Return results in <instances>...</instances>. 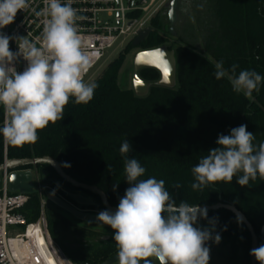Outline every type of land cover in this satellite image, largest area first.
Returning a JSON list of instances; mask_svg holds the SVG:
<instances>
[{
  "label": "trees",
  "instance_id": "16d2710c",
  "mask_svg": "<svg viewBox=\"0 0 264 264\" xmlns=\"http://www.w3.org/2000/svg\"><path fill=\"white\" fill-rule=\"evenodd\" d=\"M179 2L176 37L169 33L167 14L165 19L161 14L152 19L150 26L154 31L140 46L143 51L170 46L175 52V88L158 86L159 72L144 69L140 77L152 85L147 96L137 97L134 91L122 89L119 76L126 60L123 53L95 80L93 99L87 104H76L70 98L64 118L38 131L36 143L20 146L7 143L6 148L0 135V166L6 157L53 159L73 180L100 189L116 209L129 187L124 173L125 158L119 152L121 143L127 139L133 149L129 157H135L146 169L140 179L164 180L177 204L184 201L200 207L220 203L235 206L252 225L260 246L264 244L261 239L264 180L258 176L241 187L234 177L231 183L217 182L193 190L191 184L195 180L191 169L209 149L217 146L220 134L229 135L232 128L241 124L254 134L255 145L264 142V81L259 91L253 92L252 99H248L243 93L233 92L226 77L217 80L214 75L215 63L223 61L229 70L233 64L238 65L236 75L241 70H254L264 76V0ZM140 15L138 12L130 17ZM133 48L132 42L128 43L126 53ZM3 121L0 107V127ZM29 169L37 171L40 178L43 170L48 172L44 181L41 178L42 186L60 181L63 186L78 190L50 166ZM177 183L181 185L179 189L174 187ZM94 197L99 209L106 210L100 197L95 194ZM39 211V196L33 194L23 214L29 221H35ZM208 218L217 220L215 233L221 236L219 244L228 248V264H251L252 237L247 227L224 209L209 211ZM50 235L76 264H103L118 252L113 236L99 243L71 247L52 223Z\"/></svg>",
  "mask_w": 264,
  "mask_h": 264
},
{
  "label": "clouds",
  "instance_id": "9594fccd",
  "mask_svg": "<svg viewBox=\"0 0 264 264\" xmlns=\"http://www.w3.org/2000/svg\"><path fill=\"white\" fill-rule=\"evenodd\" d=\"M74 0H45V7L37 15L45 17L42 46L26 36L11 37L0 32V107L4 121L0 135L14 146L34 144L38 131L50 123L64 118L65 106L70 98L76 104H87L94 97L97 87L84 81L89 67V53L83 49L77 21L84 17L72 7ZM29 8L28 0H0V29L12 24L19 11ZM15 39L18 51L10 49ZM19 41V43H17ZM167 64L166 53H152ZM23 57L27 66L17 71L15 63ZM238 65L231 69L223 61L215 63V78H227L235 93H243L252 99L259 91L264 76L254 70H241ZM255 136L241 124L232 128L229 135L220 134L216 147L208 150L191 171L195 182L193 190L217 182L236 183L246 186L259 176L264 180V142L253 143ZM129 140L119 148L124 159L125 179L129 187L119 199L115 212L100 211L96 220L114 230L119 264H209V241L219 244L221 236L215 233L216 218L209 219L206 208L173 199L164 180L155 177L140 179L146 169L135 158ZM108 171H110L108 167ZM242 173V175H237ZM118 184L113 186V190ZM179 189L181 185H174ZM199 219L208 220V227L198 225ZM215 233V234H214ZM251 256L258 264H264V244L251 249Z\"/></svg>",
  "mask_w": 264,
  "mask_h": 264
},
{
  "label": "built area",
  "instance_id": "2783aa9c",
  "mask_svg": "<svg viewBox=\"0 0 264 264\" xmlns=\"http://www.w3.org/2000/svg\"><path fill=\"white\" fill-rule=\"evenodd\" d=\"M28 3L29 8L19 11L14 22L0 32L11 37L26 36L40 47L45 17L37 13L45 7V0H28ZM72 7L84 17L77 21V28L83 49L89 53L90 64L83 77L86 83L108 56L116 50L122 52L139 30L150 26L156 13L155 0H74ZM138 12L139 17H130ZM10 49L18 51L15 39L10 41ZM26 66L23 57L15 63L17 71H23ZM8 161L6 157L0 172V264H76L50 236L45 213L46 189L38 172L29 168L9 169ZM15 172L33 174L34 194L40 200L39 217L35 221H29L23 214L32 195L9 191V179Z\"/></svg>",
  "mask_w": 264,
  "mask_h": 264
},
{
  "label": "water",
  "instance_id": "95a60500",
  "mask_svg": "<svg viewBox=\"0 0 264 264\" xmlns=\"http://www.w3.org/2000/svg\"><path fill=\"white\" fill-rule=\"evenodd\" d=\"M179 0H171L169 4V11H168V21H169V33L171 36L176 37L175 28L179 22ZM154 31L153 27L148 26L144 29H141L137 32L136 37L132 41V46L134 48H139L147 38L152 34ZM157 50H162L166 53L165 59L167 60V64L161 62L160 59H157L156 56H153L152 53L156 52ZM165 68L168 70L167 76L165 75ZM144 69H154L159 72L160 80L158 81L157 85L166 88H175L177 84V59L175 52L171 50L170 46H163L153 50H144L136 54L134 61H133V75H132V86L133 91L137 97H145L149 94V91L152 87L150 83L145 82L140 77V72ZM47 165L52 167L59 176L71 184L74 188L90 192L100 197L102 205L106 208V210L115 212V208L112 207L106 195L98 188L92 187L86 184L79 183L73 180L71 177L67 176L61 169L60 165L57 161L45 158V159H36V160H9L7 162V167L12 170H18L20 168H29V167H36ZM3 170V166H0V172ZM48 172L43 170L41 173L42 179L45 180ZM33 181V174L32 172H15L9 179V191L10 192H20L23 194L33 195L35 193ZM0 188H1V178H0ZM46 199L52 205L56 206L57 208L65 211L69 215H71L75 220L85 223L91 226H97L102 228H107L109 230L114 231L110 228V226L103 225L96 220L97 214H91L84 211L77 209L76 207L66 203L64 200L60 199L56 194L53 192H46ZM70 198L77 206L83 207H91L95 206V203L92 198H86L84 196L75 194L70 195ZM201 208H206L207 211H216L220 209L227 210L233 213L248 229L252 237V249L259 246V238L256 235L252 225L248 222L246 217L238 211L235 206L230 204L220 203L214 206H204ZM261 239H264V228L261 232ZM118 255L110 258L103 264H116L118 263ZM233 264V263H230ZM251 264H257L255 257L252 256Z\"/></svg>",
  "mask_w": 264,
  "mask_h": 264
},
{
  "label": "rangeland",
  "instance_id": "374dc122",
  "mask_svg": "<svg viewBox=\"0 0 264 264\" xmlns=\"http://www.w3.org/2000/svg\"><path fill=\"white\" fill-rule=\"evenodd\" d=\"M170 2L171 0H155L154 10H156L155 11L156 13L154 18L162 14V18L165 19V15L167 14L168 16ZM176 29L179 30V25L176 26ZM171 41L173 42V40ZM141 51L143 50L140 47L130 49L127 53L125 49L122 52H120V50L114 51L111 54V56L107 57L103 65L101 64L102 66L101 67L99 66L100 68L98 67L99 69L97 68L98 69V70L96 69L97 71L95 70L96 73L87 83H94L95 80L98 78V76L102 74V72L105 70V68L108 66L109 63H111L119 55L125 53L126 60L119 76V86L122 89L133 91V86H132L133 61L136 54H138ZM142 80L147 82L144 78H142ZM83 208L85 209V211H89L87 207H83ZM45 213L48 221L49 232H50V223H52L57 228L61 238L65 241V243L68 246L71 247H81L94 243H99L114 235V231L109 230L107 228L87 225L85 223H81L73 219L66 213L60 211L50 202H47L46 204ZM198 225L201 227L209 226L208 222H204L201 220H198ZM207 246L210 248L209 264H228V259L226 255L228 252L227 246L225 247L222 244H215L212 241H209ZM150 259H152V264H158L154 258H150Z\"/></svg>",
  "mask_w": 264,
  "mask_h": 264
},
{
  "label": "flooded vegetation",
  "instance_id": "af4514ba",
  "mask_svg": "<svg viewBox=\"0 0 264 264\" xmlns=\"http://www.w3.org/2000/svg\"><path fill=\"white\" fill-rule=\"evenodd\" d=\"M42 178V176H41ZM41 178H40V183H41ZM43 180V179H42ZM44 181V180H43ZM42 185V184H41ZM46 189V192H53L54 194H56L60 199L64 200L66 203L76 207L77 209L87 212V213H91V214H98L100 212L99 209V204L97 203L94 194L87 192V191H83V190H73L71 188H68L66 186H63L62 183L56 182L54 183V185H47L44 186ZM81 195L84 196L86 198H92L95 206H91V207H87L89 211H85V209L83 208V206H77L73 200L70 198V195ZM56 207V206H55ZM57 208V207H56ZM59 209V208H58ZM60 211L66 213L65 211L59 209ZM67 215H69L68 213H66ZM70 217H72L71 215H69ZM73 218V217H72ZM74 219V218H73ZM155 259V258H154ZM157 263L159 264V262L157 261Z\"/></svg>",
  "mask_w": 264,
  "mask_h": 264
},
{
  "label": "snow or ice",
  "instance_id": "6c2138e0",
  "mask_svg": "<svg viewBox=\"0 0 264 264\" xmlns=\"http://www.w3.org/2000/svg\"><path fill=\"white\" fill-rule=\"evenodd\" d=\"M167 74H168V70H167V68H165V75L167 76Z\"/></svg>",
  "mask_w": 264,
  "mask_h": 264
}]
</instances>
